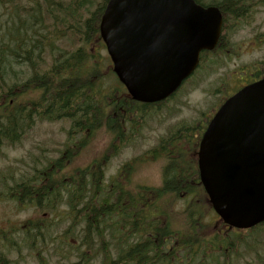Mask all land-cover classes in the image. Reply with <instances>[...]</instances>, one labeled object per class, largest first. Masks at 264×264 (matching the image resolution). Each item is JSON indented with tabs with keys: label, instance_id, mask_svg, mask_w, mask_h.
<instances>
[{
	"label": "trees",
	"instance_id": "16d2710c",
	"mask_svg": "<svg viewBox=\"0 0 264 264\" xmlns=\"http://www.w3.org/2000/svg\"><path fill=\"white\" fill-rule=\"evenodd\" d=\"M107 1L0 0V149L20 145L37 124L68 126L56 157L12 178L11 185L10 177H0V198L37 213L19 227L0 229V264H11L7 256H20L22 249L44 264L43 250L52 243L62 250L60 238L70 237L75 244L65 241L66 247L83 250L71 264L96 259L99 264H173L176 252L185 258L207 243L216 246V236L208 242L203 234L209 206L192 185L195 162L185 157L183 144L165 138L124 162L104 183L110 161L134 144L152 115L150 105L130 99L109 59L101 56L98 26ZM194 1L217 7L223 16L222 35L212 53L218 58L231 45L229 34L264 9V0ZM259 65L263 78L264 60ZM99 136L108 141L103 153L86 167H73ZM143 155L164 162L159 187L132 185ZM182 200L190 201L183 202L184 227L173 229L171 209ZM263 228L264 223L251 232L258 236ZM108 236L114 241L112 251L105 245ZM219 244L233 246L227 240Z\"/></svg>",
	"mask_w": 264,
	"mask_h": 264
},
{
	"label": "water",
	"instance_id": "95a60500",
	"mask_svg": "<svg viewBox=\"0 0 264 264\" xmlns=\"http://www.w3.org/2000/svg\"><path fill=\"white\" fill-rule=\"evenodd\" d=\"M223 19L194 0H108L99 36L112 72L130 98L154 104L171 96L213 51ZM209 204L229 228L264 223V79L229 97L209 122L197 152Z\"/></svg>",
	"mask_w": 264,
	"mask_h": 264
},
{
	"label": "rangeland",
	"instance_id": "374dc122",
	"mask_svg": "<svg viewBox=\"0 0 264 264\" xmlns=\"http://www.w3.org/2000/svg\"><path fill=\"white\" fill-rule=\"evenodd\" d=\"M228 39L231 45L225 51L226 55H221L217 61L213 55L209 59L211 62L216 61L217 68H214L212 64V69L205 70L206 67L203 63L202 68H200L201 72H199L200 69L196 70L195 74L181 86L176 95L178 96L188 84L196 81L199 77L207 78L202 88L210 92L215 91L216 98L212 97L211 100L208 98L202 104L201 111H198V113L200 112V117L197 119L200 123L204 121V118L211 117L214 111L217 110V101L221 102L224 92H228L229 94L232 91L233 84L239 87L243 83L239 80H241V77H246L244 76V71L246 73L249 69L255 71L259 63L264 60V9L259 10L254 15L249 25L234 34H229ZM101 56L108 58L105 50L101 51ZM214 69L216 70L214 71ZM205 71L207 75L204 74ZM212 81L213 85L209 87L208 84ZM227 84L229 85V91L225 87ZM201 94L200 89H197L187 97L188 99L192 98L196 100L199 99ZM187 106H190V108L181 110L182 114L179 118L185 119L188 115L192 117L193 112L190 109L196 108V106L188 103ZM161 112L162 114H160ZM161 112H153V118L146 119L144 127L135 138L134 144L123 149L117 157L110 161L105 172V184H108L109 180L116 174L118 168L124 162L155 146L157 141L166 134L165 129L179 121V118L175 120L178 117L176 114L167 113L165 109L161 110ZM67 128L68 126L64 123L37 124L33 130L27 133L20 145L16 147H2L0 149V177H10L8 185H11L12 178L17 180L32 168L42 166L46 163V160L49 161L54 156L56 157L58 151L62 149ZM107 142L106 137H97L94 143L74 160L72 163L73 167L87 166L91 160L96 159L103 153L107 147ZM160 163H148L145 161V158H142L141 162L136 164L137 170L132 177V185L159 186L161 181ZM2 188L0 185V191ZM183 205V202H177L171 209L173 229L181 230L184 227V217L181 215ZM36 214L31 209L20 208L11 201L0 198V229L19 227L27 219H34ZM206 215L207 217L203 218L202 221L204 222L203 234L205 239L209 242L211 238L217 236L218 240L225 239L230 244L232 242L233 246L226 247L222 244H216L215 247H212L213 245L207 243L203 245L204 247L199 252L196 249V254L186 256L185 258L183 252H176L173 264H245L246 262H249V264H264V228L257 232L259 233L258 236L254 234L256 232H236L235 230L222 227L216 233L215 216L211 215L209 209ZM62 230L63 227L58 229L59 234L63 233ZM240 238H242V241L237 240ZM60 240H62L65 246L62 247V250H55V243L50 244L43 250V257L41 256V258L44 264H71L80 260V253L78 251L83 250L79 248L76 251L75 249L67 248L65 243V241H68V243L74 245L75 239L70 237L67 239L60 238ZM105 241L106 247L112 251L114 241L109 236L105 237ZM95 244L97 245V242ZM246 244L249 246L248 249L245 246ZM7 259L11 264L39 263L37 255L35 256L34 253L29 254L26 249L21 250L20 256L16 252H11L7 256ZM91 264H99V260L96 259Z\"/></svg>",
	"mask_w": 264,
	"mask_h": 264
},
{
	"label": "flooded vegetation",
	"instance_id": "af4514ba",
	"mask_svg": "<svg viewBox=\"0 0 264 264\" xmlns=\"http://www.w3.org/2000/svg\"><path fill=\"white\" fill-rule=\"evenodd\" d=\"M214 63H213L214 68H217V63H215V65ZM211 65L209 66V69L210 68L212 69L213 66L211 67ZM215 70L216 69H214V71ZM260 72H261L260 65H258L255 68V71L251 69H249L247 73L246 71H244V76L246 77L245 78L241 77V80L244 83L242 87L261 79L262 76ZM204 74L207 75V72L205 71ZM206 79H207L206 77H200L196 81L190 83L188 87L182 93H180L176 98H174L165 109L167 113L176 114L178 116L177 118H175L176 120L181 116L182 114L181 110L190 108V106L189 107L187 106V103L194 104L196 106V108L190 109V111L193 112L192 117L188 115V117L185 119L179 118V121L177 123L172 124L165 129L166 130L165 135L168 136L169 141L174 142L178 145L185 144V157H188L194 161L196 160V157H197V150H198L200 139L211 119V117H208L207 119L203 117L204 121L202 123L197 121L198 117H200V112L198 113V111H201L202 104L206 102V99L210 98L213 95L210 91L202 88V85L206 81ZM213 81L208 84L209 87L213 85ZM197 89H200V91L202 92L199 99H196V100L192 98L188 99L187 96H189L193 91H196ZM141 105H145V104H141ZM150 106L154 109H158V107L160 106V103L152 104ZM166 148L169 150L172 149V147L168 143L166 145ZM188 171L193 173L194 169L190 168ZM192 185L200 186V183L198 180L195 182V178H194V182ZM186 202H190V201L187 200Z\"/></svg>",
	"mask_w": 264,
	"mask_h": 264
}]
</instances>
